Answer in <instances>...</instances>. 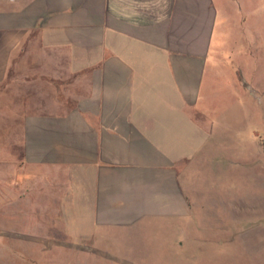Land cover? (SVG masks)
Here are the masks:
<instances>
[{"label": "crops", "instance_id": "obj_1", "mask_svg": "<svg viewBox=\"0 0 264 264\" xmlns=\"http://www.w3.org/2000/svg\"><path fill=\"white\" fill-rule=\"evenodd\" d=\"M263 24L264 0H0L1 216L71 245L199 223L231 244L264 196Z\"/></svg>", "mask_w": 264, "mask_h": 264}, {"label": "rangeland", "instance_id": "obj_2", "mask_svg": "<svg viewBox=\"0 0 264 264\" xmlns=\"http://www.w3.org/2000/svg\"><path fill=\"white\" fill-rule=\"evenodd\" d=\"M262 46H264V39ZM262 52L263 68L261 69L263 71L261 70L260 79L264 86V47ZM7 94H10V91ZM6 98H12L14 101V97ZM16 104L12 103L11 108H15ZM255 106L257 109L255 140L256 144L260 145L263 158V161L259 162L262 167L257 175L260 174V176H256V191L260 190L264 194L263 93L257 95ZM1 132H6L5 128L3 130L0 128V138ZM256 153H258L257 150ZM9 154L4 146L0 147V194L5 171L1 160L3 157L9 158ZM249 175L248 172L247 179L242 185H246V191L250 192L252 185L249 182L252 179ZM257 177L262 178L261 185H258ZM9 191L10 198L13 199V187H10ZM259 201L260 208L257 207ZM23 210L25 208H20L17 216L13 214V210L10 214L7 213L5 218L0 214V220H2V223L0 222V264H264V196L261 200L255 199L254 207L249 206L247 200L245 231L241 232L242 236L241 233L239 237L237 235L228 246L212 243L208 235L210 231L200 227L203 223H199L197 237L193 236L191 242L186 240L180 245H173L164 238L165 233L158 230H151L140 241H115L108 243L106 247H95L94 240L87 241L86 245H71L64 240L55 242L47 239L45 237L47 232L39 229L40 223L33 221L29 214H23L21 212ZM259 210H262L263 214H260ZM42 224L41 227H45L44 223ZM8 227L11 229L8 230ZM239 227L240 231L244 229L241 223ZM235 228L238 231L236 226Z\"/></svg>", "mask_w": 264, "mask_h": 264}]
</instances>
